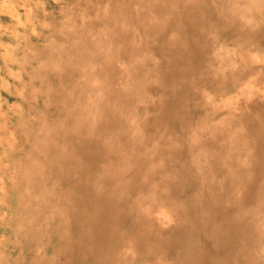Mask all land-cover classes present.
<instances>
[{"label": "rangeland", "instance_id": "obj_1", "mask_svg": "<svg viewBox=\"0 0 264 264\" xmlns=\"http://www.w3.org/2000/svg\"><path fill=\"white\" fill-rule=\"evenodd\" d=\"M261 108L264 0H0V264L264 259Z\"/></svg>", "mask_w": 264, "mask_h": 264}, {"label": "bare ground", "instance_id": "obj_2", "mask_svg": "<svg viewBox=\"0 0 264 264\" xmlns=\"http://www.w3.org/2000/svg\"><path fill=\"white\" fill-rule=\"evenodd\" d=\"M250 21V20H249ZM251 22V21H250ZM250 46V45H249ZM249 50H250V47H249ZM249 54V53H248ZM252 55V54H251ZM255 56V55H254ZM253 57V56H252ZM262 58V57H261ZM251 98V97H250ZM216 103V102H215ZM252 106V105H251ZM245 107V106H244ZM219 108H220V106H219ZM249 108H250V105H249ZM252 108H254V107H252ZM252 108H250V109H252ZM262 109V108H261ZM254 110V109H253ZM256 110V109H255ZM255 110H254V112H255ZM264 110V108L262 109V111ZM260 112V108L258 109V113ZM257 113V112H256ZM264 111L263 112H261V115L263 116L264 114ZM257 115V114H256ZM258 116V115H257ZM261 116V117H262ZM258 117H260V116H258ZM264 119V118H263ZM255 153H256V151H255ZM220 155V154H219ZM163 210V209H162ZM164 212V211H163ZM165 217V216H164ZM167 217V216H166ZM165 217V218H166ZM167 219H169V218H167ZM158 220V217H155L154 218V220H152V224H154V222H157V223H159V222H161L162 223V221H160L159 220V222L157 221ZM163 220V219H162ZM166 220V219H165ZM164 221V220H163ZM169 223V222H168ZM167 223V224H168ZM160 224V223H159ZM158 225V224H157ZM217 228V227H216ZM230 232H233V234H234V232H235V230H229V232L228 231H226V233H230ZM231 234V233H230ZM248 259H250V260H254L252 263H250V261H249V263H247V264H264V259L263 258H261L259 255H253V256H249V255H247V256H245L244 258H242V263L243 264H246V262H245V260H247L248 261Z\"/></svg>", "mask_w": 264, "mask_h": 264}]
</instances>
